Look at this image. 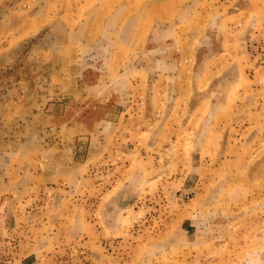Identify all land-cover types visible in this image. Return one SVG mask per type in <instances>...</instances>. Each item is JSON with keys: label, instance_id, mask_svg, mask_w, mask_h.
<instances>
[{"label": "rangeland", "instance_id": "1", "mask_svg": "<svg viewBox=\"0 0 264 264\" xmlns=\"http://www.w3.org/2000/svg\"><path fill=\"white\" fill-rule=\"evenodd\" d=\"M0 264H264V0H0Z\"/></svg>", "mask_w": 264, "mask_h": 264}]
</instances>
